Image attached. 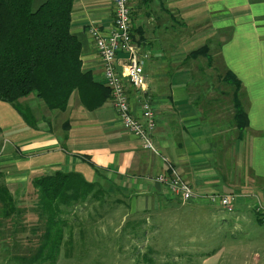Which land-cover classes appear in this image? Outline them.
Returning a JSON list of instances; mask_svg holds the SVG:
<instances>
[{"label": "crops", "instance_id": "obj_1", "mask_svg": "<svg viewBox=\"0 0 264 264\" xmlns=\"http://www.w3.org/2000/svg\"><path fill=\"white\" fill-rule=\"evenodd\" d=\"M129 6L133 43L149 54L143 74L156 118L152 139L158 155L145 150L135 136L122 128L111 100L89 112L81 108L74 92L67 111L58 114L55 125L34 115L35 127L25 123L13 107L0 102V143L9 141L0 161V168H5L0 170L3 182L15 202V190L21 189L19 200L28 179L55 171L79 173L87 182H93L95 175L89 165L93 164L104 174L123 180L124 186L134 191L129 215L156 212L155 218L161 222H152L150 228H161L158 223L164 225L165 213H171L176 218L171 223L173 235L183 229L188 235L195 233L199 237L196 224L201 219L207 221L213 229L207 227L203 243L180 244L174 239V244L182 248L201 245L200 250L207 251L201 263L219 264L228 250V241L238 239L236 233L251 242L255 241L250 238L253 224L264 227V213L255 209V204L264 206V0H129ZM112 22V0H74L70 32L81 46L82 69L100 84L102 66L88 31L95 26L107 33ZM199 26L217 32L219 53L215 55L219 67H225L241 83L239 99L247 129L240 135L232 118L229 124L223 115L213 118L212 111L205 112L195 97L201 83L191 74L195 70L192 63L200 69L201 61L186 60L191 50H185L194 44L195 36H182L181 29L189 31ZM223 29L230 30V34L219 36ZM117 58V72L122 74L126 55L118 53ZM207 85L209 95L204 96L203 102L209 99L206 106L216 107L219 100L212 90L218 92L222 86ZM126 89L131 110L138 116L141 96L128 85ZM223 101L226 103V99ZM230 114L232 117V111ZM163 156L181 172L199 198L232 195V218L228 220L223 216L224 210L202 199L190 203L187 208L191 210L184 211L163 186L147 180L166 170ZM152 194L154 207L143 205L138 209L139 198H150ZM185 218L188 227L180 223ZM1 227L10 235L2 249L15 250V230L8 222ZM215 229L219 236H214ZM208 245L214 246L207 250ZM261 258L264 255L261 257L260 250L252 252L253 261L259 263ZM191 260L182 264H191ZM176 264H181L180 259Z\"/></svg>", "mask_w": 264, "mask_h": 264}, {"label": "trees", "instance_id": "obj_2", "mask_svg": "<svg viewBox=\"0 0 264 264\" xmlns=\"http://www.w3.org/2000/svg\"><path fill=\"white\" fill-rule=\"evenodd\" d=\"M33 2L34 0H0V102L13 107L30 127H35V124L30 122L32 114L21 110L17 103L29 95H34L48 111L62 113L66 110L72 94L76 92L84 110L91 112L99 109L110 100V92L103 84L96 82L89 71L82 69L81 46L70 32L74 0H43L36 7ZM218 33L219 36L229 35L230 30L223 29ZM130 36L133 42L131 30ZM200 57L206 60L205 68L211 69L218 79L217 84L222 86L216 92L213 88L216 84L210 83L214 95L231 101L234 110L232 119L240 135L247 129V117L239 99L241 83L225 67L221 68L222 73L218 67L214 68L215 59L211 56L208 46L204 45L190 52L186 60H198ZM89 165L102 179L100 171L93 164ZM30 185L35 194L34 209L38 223L31 234L37 235L38 245L34 254L27 258L15 255V264H57L63 244V228L68 225L67 217L75 214V208L92 205L95 209L94 206L99 205L101 210L106 207L104 211H107L102 215L107 217L115 210V203H122L114 200L105 204V199L111 191L106 190L101 181L87 182L81 174L75 172L55 171L36 176L30 180ZM18 201L20 199L15 198L14 202L2 182L0 173L2 221H9L14 225L21 221V209L16 205ZM145 213L138 219L127 217L119 232L114 235L108 232L103 237L107 239L108 245L110 241L117 242L123 236L127 237V233L131 235V240H136L139 244L146 241L147 236H153L154 233L148 234V231L142 228L148 221V218L142 215L151 216V212ZM99 215L98 212L95 217L88 214V218L94 222ZM79 227L76 242H73V235L69 230V238L66 241L68 246L62 259L66 260L67 264L79 262V258L75 259L71 253L74 243L81 249L80 255L83 253L82 262L98 252L95 250L107 248L103 246L100 234L92 238L83 228L84 225L79 224ZM154 227L151 225V229ZM14 235L15 231L12 233V236ZM127 241L130 244L132 242L129 238ZM86 246H90L89 253L85 250ZM133 247L140 250L138 245ZM91 248L94 249L90 251ZM141 258L148 264H154V260L149 259L145 253L141 254Z\"/></svg>", "mask_w": 264, "mask_h": 264}, {"label": "rangeland", "instance_id": "obj_3", "mask_svg": "<svg viewBox=\"0 0 264 264\" xmlns=\"http://www.w3.org/2000/svg\"><path fill=\"white\" fill-rule=\"evenodd\" d=\"M38 3H40L39 0H34V2H33L35 7L38 5ZM188 33H189V35L192 34L195 36L194 37V44L191 45L189 48H187L185 51L191 50L190 52H192V51H195L204 45L208 46L210 48L211 56L213 58H215V61H214L215 64L214 65L219 67V63L217 60V55L219 53L218 52L219 51V49H218L219 38H217L218 37L217 32L214 31L212 28L205 27V26L195 27L189 31H185V29H183V28L181 29L182 36L185 34H188ZM190 52H189V54H190ZM215 54H217V55H215ZM200 61H201L200 64L202 66L201 69H198L197 66L195 67L194 63H192L195 70L191 73L193 75V78L197 82L201 83L198 87L199 89H197L196 92L194 93L197 101H199V106L203 107L205 112L211 110L212 111L211 116L213 118H215L219 115H223V116L227 117L224 119L229 124V123L233 122V120L231 119L232 117H229V116H231L230 112L232 111V115L234 114L233 106H232V103L229 99H226V103H225L223 101L225 99L218 98L219 101L216 103V105H215L216 107H213V105L211 107L206 106V103L209 101V99H206V101L203 102L204 94L206 96L209 95V91H207V89L209 87L205 88V86H207V84H210V83L212 85L217 84L218 79L215 77V75L212 72H209L207 69H205V64H206L205 59H202L200 57ZM195 64H197V63H195ZM219 69H220V73H222V70L220 67H219ZM210 77H211V79H210ZM33 102H37V103H35L36 105L32 104ZM17 103H18L21 110H23V111L27 110L28 112H30L32 114L33 118L30 120V122L34 123V124L37 122V120L34 117V115H36L39 118V120L43 119V120H47L49 122L51 121V123L53 125H55L56 121H57L58 114L61 113L58 111H48L43 106L42 102H40L38 99H36L34 95H29L28 97L22 98V99L18 100ZM33 105L35 106L34 109L31 108ZM67 108H68V106H67ZM67 108L64 112L67 111ZM64 112H62V113H64ZM216 113H218V114L216 115ZM222 119L220 121H222ZM62 127H64V126H62ZM5 141L6 140L1 141V143H0V147L1 148L3 147L2 151L0 148V161H2V158H4L5 152L7 150V146L9 145V141H6V143H4ZM153 155H155V154H153ZM155 156H157V155H155ZM161 160L165 164L166 170L163 173L157 174L154 177H148L147 180H153L155 183L163 186L166 189L165 192L170 196V194H169L170 192L168 191L167 184L165 182L159 183L157 181V178L169 177L170 169L175 171L178 174V176L180 178H182L183 180H184V178L181 175V172H179L174 166H172L167 158H165L163 156V157H161ZM1 169L4 170L5 168L1 167L0 170ZM2 170H1V172H2ZM98 170L100 171V175L103 178L100 179V177L97 176V174H95V172L93 171L94 175H95V181H98V182L101 181L103 187L106 190L111 191V192H109L110 195L107 196V198L105 199V204L108 202H112L114 200H118L122 203L119 205L115 203L114 204L115 210L111 211L107 217L102 215L103 212L107 211V210L104 211L106 209V207L103 210H101L99 208V205H95L94 206L95 209H93L92 205H90V206L89 205L79 206V207L75 208L73 210L75 212V214L67 217V222H68L67 226L70 228L68 229L67 226L65 228H63V241H62L63 244L61 245V252H60V256H59V260L57 261V264H67V261L62 260V259L64 258V251H65V249L67 250L66 247L68 246L66 241L69 238V230H71V232H72L73 242H76L77 233L80 230L79 224L84 225L83 228L85 229L86 232L90 233V237H92V238H95L96 235L100 234V236H102L101 238L103 239V242H104L103 246H105L107 248L102 247L100 250L97 248L98 250H95V251H98L97 253L93 254V256L91 255L89 258H87L85 260V262H82L83 260L81 259V256H83V253L80 255L81 249L77 248L78 245H75V243H74V246L72 247L71 253L73 254L75 259L79 258V262H81V263L78 262V264H148V263L144 262L143 259L141 258V254H144V253L147 255V257L149 259L154 260V264H176V260H178V259H180L181 264H182L188 258L192 259L191 264H202L201 263L202 256L207 251L206 250H200L201 245H195V246L192 245L191 248H188V247L182 248V247H176L174 244L175 243L174 239H176V242H179L180 244H182V242L183 243L191 242V244L203 243V239L206 236L204 232L207 230V227L211 226V225H209L207 223V221H203L202 219L200 221H198L196 224V226L199 228V232H198L199 237L198 236L196 237L195 233L188 235L187 234L188 231L187 230L185 231L183 229H181V231L178 232L177 235H173L171 223H172L173 219H176V218H173L171 213H165L164 225L161 223H158L161 225V228H159L158 230H155V227H154V229L150 228V224L152 222H154V221L155 222H161V221H159V219L155 218L156 212L152 213L150 217H148V215H142V217L148 218L147 219L148 221L145 224L146 226L142 227L143 230L148 231V234L154 233L153 236H150L149 238L147 236V240L146 241L144 240L143 242L140 243V244H143L142 246L139 244L138 241L131 240L132 237L128 233H127V237L123 236V238L117 242L110 241V244L108 245L107 239L103 238V237H105V235L108 232H110V234L114 235L115 232H119V228L122 227V225L124 224V221L127 217L131 216L133 219H138V217L140 215L138 213H135V214L133 213V214L129 215L130 204L132 203V199H133L130 197L132 196V194H134V191H130L128 189V187L126 188L124 186V181L122 180L123 181L122 182L121 179H119L115 175H112V174L109 175L106 173L104 174L102 170H100V169H98ZM95 181H93V182H95ZM2 182H3V179H2ZM122 183H123V185H122ZM26 185H28V186H25L23 188V192L21 195L22 197H20V201H18L16 203V205L21 209V221H19L16 225H14L8 221V223L11 225V228L13 230H15V232H16V235H15V239H16L15 243L16 244H15V250H13V251L9 250V249H6V250L2 249V244L4 243V241L9 239L8 237L10 235H6L4 233V231L2 230L1 225L3 223H5V221H2L0 219V264H15V257H14L15 255L24 256L25 258H27L30 255L34 254L36 246L38 245L37 235L31 234V231L34 230L38 225L37 215H36L35 209H34V204L36 203V199H35V194L33 193V189H32V187H30L31 185H30L29 179L27 180ZM121 185L124 186L125 189L123 187H121ZM114 188L115 189L118 188L119 190H113ZM20 193H21L20 188L15 190V198H18ZM210 195H213V194H210ZM219 195H222V194H219ZM154 196H155V194H152V197H150V198H144V199L142 197L139 198V201L137 202L139 204L137 206L138 209H142L143 205H147L149 208H153L154 207L153 205L155 204L154 203V201H155ZM206 196H209V195H206ZM230 196H232V195H230ZM203 197H205V196H202V198ZM171 198L172 199L176 198L174 201L177 200V202L179 203L178 206H180L184 211L191 210L190 208L189 209L187 208V205H189L192 202L183 204V203H180V201L177 199V197H171ZM233 203H234V197H233ZM209 205H211V204H209ZM255 205H256L255 209H259L261 212L264 213V206H261L260 204H255ZM211 206H216V205H211ZM97 212H98V214H100L99 217H97V219H95L94 222L90 221V219L88 218V214H90L91 217H93V216L95 217ZM223 212H224L223 216L227 217L228 220H230V218H232L230 216L231 212L227 213V211H225V210ZM180 223H185L186 225L185 224H183V225L188 227L189 221L187 218H185V219H181ZM193 225H194V223L190 220V226H193ZM253 226L254 227L252 228V235L250 236V238L252 239L254 237L255 241L247 242L245 240V237H244L245 235H238L236 233V236L238 237V239L228 241V243L226 242L227 243L226 247L228 248V250H226L224 252L223 258L219 264H264V258H261L259 263L255 262L251 259V254L255 250H260L261 257H263V255H264V227L259 228V227H256V225H254V224H253ZM210 229H213V226H211ZM194 230H196V229H194ZM218 231H219L218 229H215L213 231L215 234H217V235L214 234V236L220 235V233H217ZM202 233H204V234L200 235ZM128 235H129V237H128ZM211 236H209L208 238H211ZM127 238H129V240L132 241L131 244H130V242L128 243ZM239 239H242V242H240ZM5 243H7V242H5ZM217 243H215V245H217ZM135 245H138L140 247V250L136 249V247H133ZM91 246H93V245H91ZM211 246L213 247L214 245H211ZM211 246L210 245L206 246L207 250L210 249ZM89 247L90 246L85 247V250H87V252H88ZM92 249H94V248H91L90 251ZM65 256H66V254H65ZM69 256H70V254H69Z\"/></svg>", "mask_w": 264, "mask_h": 264}, {"label": "built area", "instance_id": "obj_4", "mask_svg": "<svg viewBox=\"0 0 264 264\" xmlns=\"http://www.w3.org/2000/svg\"><path fill=\"white\" fill-rule=\"evenodd\" d=\"M112 7L113 22L108 32L103 33L95 26H91L88 31L101 62L102 83L110 92L112 108L122 128L135 136L145 150L158 155L152 139L156 118L147 94L146 79L143 74L149 54L141 52L131 40L129 0H112ZM118 53L126 55L122 74L117 72ZM127 85L141 96L138 116L134 115L131 110ZM2 149L3 147L1 151ZM157 181L165 182L170 196L177 197L180 203L185 204L202 199L207 204L216 205L227 212L233 211L232 196L213 194L199 198L192 187L172 169H170L169 177H159Z\"/></svg>", "mask_w": 264, "mask_h": 264}]
</instances>
